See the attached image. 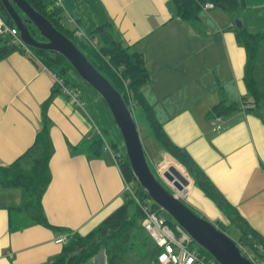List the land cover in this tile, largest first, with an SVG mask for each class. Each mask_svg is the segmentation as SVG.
<instances>
[{"label": "crops", "instance_id": "1", "mask_svg": "<svg viewBox=\"0 0 264 264\" xmlns=\"http://www.w3.org/2000/svg\"><path fill=\"white\" fill-rule=\"evenodd\" d=\"M46 1L61 5L66 23L84 38L110 22L116 38L143 53L151 79L142 91L157 119L264 237V122L247 109L252 104L241 101L248 94L247 52L235 22L241 17L250 30L264 31V0H245L236 13L203 8L189 22L175 15L171 0ZM254 76L264 89L263 65ZM54 87L41 60L20 50L0 60V166L32 145ZM224 97L238 108L219 115L218 128L211 123L218 115L213 108ZM47 116L55 152L42 204L50 226L17 210L27 201L23 188L0 184V264H44L62 251L66 242L56 241L61 234H85L125 202L114 155L95 153L89 145L100 129L84 105L61 90ZM160 153L162 168L174 164L184 172L163 148ZM84 264H107L105 251Z\"/></svg>", "mask_w": 264, "mask_h": 264}, {"label": "trees", "instance_id": "2", "mask_svg": "<svg viewBox=\"0 0 264 264\" xmlns=\"http://www.w3.org/2000/svg\"><path fill=\"white\" fill-rule=\"evenodd\" d=\"M27 1L76 43L89 60L122 94L133 113L136 107H141L145 111L153 136L166 152L187 168L194 180L189 202L201 209L204 202L205 214L214 220L217 227L224 232L229 223L236 224L241 233L239 241L246 244L264 243L262 234L228 201L204 168L188 150L181 147L169 136L164 126L157 119L153 106L142 91V87L151 79L143 53L134 48L133 45L124 44L116 38L110 22L100 24L84 38L76 35V29L67 27L64 8L56 1ZM244 1L171 0L175 15L188 22L198 19L199 12L206 3L211 2L214 7L236 13L244 7ZM0 7L6 16V20L13 24L14 22L1 0ZM16 8L22 16H25L19 7L16 6ZM27 26L34 37L39 40L45 39L33 23L28 22ZM236 33L238 40L244 45L247 52L245 82L248 94L244 95L241 101L246 105L252 104L253 107H247V109L257 114L264 122V91L254 76L258 51L264 41V31L250 30L243 23L242 27L236 28ZM94 37L99 39L97 46L90 42V39ZM31 48L46 67L64 78L68 84L76 89L82 87V83L78 82L72 74V71L76 70L65 56L43 48L33 46ZM16 50H18L17 45L10 42L8 35H0V60ZM60 91V87L55 84L52 94L42 105V124L32 145L14 162L0 166V184L6 187H21L26 192L27 201L22 206L16 207L17 210L25 211L34 223L44 226H50V223L44 212L42 198L52 180L50 160L55 152L47 110L55 95ZM237 108L238 104L230 102L224 97L214 106L213 111L222 115L232 113ZM89 145L95 153L101 154L103 151H107L105 149L106 139L101 130L92 137ZM111 147L114 148L115 152L122 154V159L118 164L124 178L137 181L138 196L142 201L148 203L147 199L150 196L135 176L128 156L123 155L116 143H112ZM150 203V210H163L153 200H150ZM133 204L136 207L132 212ZM144 216L145 212L142 207L134 197L129 196L123 204L104 218L94 229L85 234L73 233L62 251L44 264H84L90 258L98 255L101 249H104L106 253L107 264H151L159 252V247L143 227ZM168 223L173 227L179 225L178 222H174L170 215ZM195 246L209 258L214 259L205 248L199 244Z\"/></svg>", "mask_w": 264, "mask_h": 264}, {"label": "water", "instance_id": "3", "mask_svg": "<svg viewBox=\"0 0 264 264\" xmlns=\"http://www.w3.org/2000/svg\"><path fill=\"white\" fill-rule=\"evenodd\" d=\"M7 13L18 26L26 43L65 56L81 78L98 91L109 105L114 119L122 133L127 156L141 186L148 192L165 215L169 214L186 229L193 239L205 248L218 264H254L240 251L237 242L208 218L200 216L183 199L182 195L172 193L154 174L146 155L141 134L133 115L122 94L109 79L89 60L87 55L44 15L39 13L27 0H1ZM17 7L25 14L22 16ZM33 23L45 38L34 37L27 23ZM236 27H242V19H236ZM185 173L174 164L163 170V177L177 191H184L193 184V180L179 161ZM187 194V193H186Z\"/></svg>", "mask_w": 264, "mask_h": 264}, {"label": "built area", "instance_id": "4", "mask_svg": "<svg viewBox=\"0 0 264 264\" xmlns=\"http://www.w3.org/2000/svg\"><path fill=\"white\" fill-rule=\"evenodd\" d=\"M213 6L214 4L209 2L205 4L204 8H211ZM0 35H8L10 42L17 45L18 50L29 54L34 59L40 60L31 46L22 38L18 26L15 23H9L1 9ZM76 35L82 36V33L76 32ZM90 42L94 46H97L99 39L98 37H94L90 39ZM52 74L55 84H57L64 93L75 100V102L83 106L84 102L80 97L79 91L74 86L68 84L66 80L56 72L52 71ZM220 119L221 116L219 115L212 118V125L218 128L221 127L218 123ZM105 149L114 155V159L118 164L122 159L121 152H115L114 148H112L109 143H106ZM124 181L125 190L131 192L130 194L136 199L145 212V216L142 220L143 227L159 247V252L151 264H218L216 260L209 258L195 246V240L186 229L181 225H177L176 227L171 226L168 223L169 215L166 216L164 210L152 211L149 209V203L142 201L138 193L135 192L134 187L137 184L136 180H126L124 178ZM67 240L66 234H61L56 239L59 243L67 242ZM237 244L241 253L251 262L254 264H264V243L254 242L246 244L245 242L237 241Z\"/></svg>", "mask_w": 264, "mask_h": 264}, {"label": "rangeland", "instance_id": "5", "mask_svg": "<svg viewBox=\"0 0 264 264\" xmlns=\"http://www.w3.org/2000/svg\"><path fill=\"white\" fill-rule=\"evenodd\" d=\"M239 18H241V17H237V19H239ZM66 24H67V27H71L68 25V23H66ZM262 65L264 66V42L258 51L256 68H262ZM72 74L78 80V82L82 83V87L77 88V90L80 93V97H81L82 101L84 102V107L87 109L91 119L94 118L93 122H95L97 124L99 129L104 134V137L106 139V143H109L110 145L112 143H116L119 146V149L122 151L123 155L124 154L127 155V149L125 146V142H124L122 133L120 131L118 124L116 123V121L114 119L113 113L110 110L109 105L107 104L106 100L103 98V96L98 91H96V89H94L86 81H84L76 71H72ZM263 91H264V89H263ZM133 114H135L134 117L136 119L139 131L141 134L142 142H143L144 148L146 150V155H147V158L149 160V164L151 165V168L154 171V174L156 175V177L164 185L170 186V190L173 193H175L176 195H182V199L194 211H196L197 213H199L202 216L207 217V215H205L206 206H204L205 204H204L202 198H201V200L204 204V205L202 204V209L189 202L190 194L192 191V186H190L189 193L184 195L180 191L175 190L173 188V186L163 177L162 172L165 168H162L161 164L164 161H162V162L156 161V160H159L160 158H163V155L160 153V150L163 147L159 144V142L156 140V138L151 133L145 111L141 107H136V108H134ZM108 152H110V151H108ZM165 160H167V158ZM173 161L178 163L177 160L173 159ZM160 162H161V164H159ZM1 186H3V185H1ZM134 188H135V192L137 193L138 183L135 185ZM130 193H131L130 191L126 190V193L124 195L125 201L128 199L129 196H132ZM195 193H199V192H195ZM150 200H152L151 197L147 199V202L151 205ZM135 207H136L135 204H133L132 212L135 210ZM164 212H165V210H164ZM173 220H174V222L176 221L174 218H173ZM225 232L228 235H230L235 241L240 240L241 233H240V230L236 224L229 223L225 227ZM195 245H198V243L196 242ZM101 252H104V249H101L100 253Z\"/></svg>", "mask_w": 264, "mask_h": 264}, {"label": "flooded vegetation", "instance_id": "6", "mask_svg": "<svg viewBox=\"0 0 264 264\" xmlns=\"http://www.w3.org/2000/svg\"><path fill=\"white\" fill-rule=\"evenodd\" d=\"M169 190H170V186H167V185H165ZM171 191V190H170ZM172 192V191H171ZM173 193V192H172ZM197 213V212H196ZM199 214V213H198ZM200 215V214H199ZM206 215V214H205ZM200 216H202V215H200ZM203 217H205V218H208V219H210V217H208V215H207V217L206 216H203ZM214 223H215V221L214 220H212ZM216 224V223H215Z\"/></svg>", "mask_w": 264, "mask_h": 264}]
</instances>
